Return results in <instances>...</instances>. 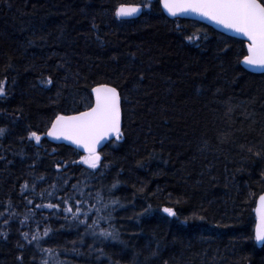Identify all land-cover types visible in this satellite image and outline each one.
Wrapping results in <instances>:
<instances>
[{
    "label": "trees",
    "instance_id": "obj_1",
    "mask_svg": "<svg viewBox=\"0 0 264 264\" xmlns=\"http://www.w3.org/2000/svg\"><path fill=\"white\" fill-rule=\"evenodd\" d=\"M123 4L142 15L119 20ZM246 53L159 0H0V264H264V74L241 66ZM98 84L121 94L122 136L91 169L45 134L93 105Z\"/></svg>",
    "mask_w": 264,
    "mask_h": 264
},
{
    "label": "snow or ice",
    "instance_id": "obj_2",
    "mask_svg": "<svg viewBox=\"0 0 264 264\" xmlns=\"http://www.w3.org/2000/svg\"><path fill=\"white\" fill-rule=\"evenodd\" d=\"M159 3L170 16L196 14L222 26L226 30L246 37L248 41L247 54L243 57L242 63L264 70V0H159ZM144 6L151 7L150 4ZM139 11L140 9L136 7L126 9L122 6L117 9L115 15L118 18L128 17L137 14ZM186 38L189 42H195L196 39H199V37L194 36ZM141 79H143L142 76ZM44 83L52 84L51 78L44 81ZM91 91L95 96L93 105L75 115L57 114L46 134L54 139H63L78 147H83L88 155L82 157L81 162L86 164L88 168L96 169L101 159L96 152V145L109 136H115L116 139H120L122 136L121 94L116 87L108 84H98ZM6 95L5 81H0V97ZM124 99H127V97H124ZM4 133L5 129L0 128V136ZM28 138L35 140L37 144L41 140V136L35 131L30 132ZM39 179H43V177H39ZM23 187L26 189L28 185L25 184ZM115 187L116 185H113V188ZM97 197H99V193H97ZM28 203L32 202L28 201ZM63 203L67 204L68 200L65 199ZM113 203H118V201H113ZM259 203L264 206V195L259 197ZM36 207H41V205ZM43 207L58 208L59 205L47 204ZM64 211L71 213L72 217L76 219L81 212V208L77 207L73 211L72 207H66ZM145 211H148V209H145ZM163 212L169 216H176V212L172 208H164ZM3 215L4 213L0 212V216ZM84 216L87 217L88 213L85 212ZM110 218L111 214L109 213L106 219ZM259 220L260 222L255 230V240L258 243L264 242V214L260 215ZM4 223L7 224L8 220L5 219ZM23 223L21 221V224ZM80 223H85V221L81 220ZM97 223V220H93L88 227L94 229ZM49 231L50 229L46 228L44 236H48ZM95 234V231H93V235ZM21 235L29 244L33 241L38 243L40 239L38 234H32L31 239H29L28 232H23ZM99 235L105 239L111 238L114 241L119 239V234L115 231L102 229ZM0 236L7 239L6 233H0ZM121 243L123 242L121 241ZM18 246L23 247L22 245ZM45 251L51 250L45 249ZM17 259H21V257H17ZM45 264H47V261H45Z\"/></svg>",
    "mask_w": 264,
    "mask_h": 264
},
{
    "label": "water",
    "instance_id": "obj_3",
    "mask_svg": "<svg viewBox=\"0 0 264 264\" xmlns=\"http://www.w3.org/2000/svg\"><path fill=\"white\" fill-rule=\"evenodd\" d=\"M161 6V9L162 11L166 14L167 17L169 18H180V19H185V20H190V21H195V22H199V23H202L204 25H207L211 28H213L215 31L219 32V33H222L224 35H227L229 37H232V38H235V39H238V40H241V41H244L246 43V50H247V44H248V41H247V38L242 36L241 34H238V33H234L232 31H229V30H226L224 29L222 26L220 25H217L211 21H209L208 19L206 18H203V17H200L196 14H180V15H177L175 17L173 16H170L164 9H163V6L160 4ZM122 7V6H119L118 9ZM124 8H133V7H136V8H139L140 11L133 15V16H128V17H117L119 20H135L137 18H139L142 13H143V7L142 6H131V5H123ZM247 54V53H246ZM243 61V59H242ZM241 61V66L247 71V72H250V73H253V74H264V70H261L257 67H254V66H250V65H246L244 63H242ZM92 99H93V104L95 103V96L94 94L92 93ZM75 115V114H74ZM51 127V125H50ZM49 127V128H50ZM121 129H122V114H121ZM48 131V130H47ZM47 133V132H46ZM45 138L46 140L51 143V144H54V145H65V146H68L70 148H72L73 150L77 151L78 153L84 155V156H87L88 153L85 151V149L83 147H78L77 145L75 144H72L70 143L69 141H66V140H63V139H54L53 137H49L47 136V134H45ZM115 139V136H109L107 137L106 139L104 140H101L99 142V144L96 145V152L97 154L100 155V152L102 151V149L106 146V144L108 142H111L112 140ZM261 195H264L261 194ZM260 195V196H261ZM259 196V197H260ZM259 197L257 198L256 200V204H255V209H254V214H255V227H254V238H255V230H256V227L257 225L259 224L260 220H259V217L260 215L264 214V206H261L260 203H259ZM256 241V240H255ZM257 246H261L264 244V242H256Z\"/></svg>",
    "mask_w": 264,
    "mask_h": 264
},
{
    "label": "bare ground",
    "instance_id": "obj_4",
    "mask_svg": "<svg viewBox=\"0 0 264 264\" xmlns=\"http://www.w3.org/2000/svg\"><path fill=\"white\" fill-rule=\"evenodd\" d=\"M123 5H128V4H123ZM123 5H121V6H123ZM132 6V5H131ZM133 6H142V5H133ZM143 7V6H142ZM118 9V8H117ZM143 10H144V8H143ZM121 114H122V111H121ZM165 213V212H164ZM167 214V213H166ZM254 217H255V214H254ZM255 227V226H254ZM255 239V238H254ZM255 243H256V241H255ZM257 245V244H256ZM262 246V245H261Z\"/></svg>",
    "mask_w": 264,
    "mask_h": 264
}]
</instances>
